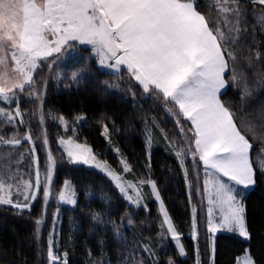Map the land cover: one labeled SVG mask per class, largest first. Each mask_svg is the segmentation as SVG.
Returning a JSON list of instances; mask_svg holds the SVG:
<instances>
[{"label":"snow or ice","instance_id":"6c2138e0","mask_svg":"<svg viewBox=\"0 0 264 264\" xmlns=\"http://www.w3.org/2000/svg\"><path fill=\"white\" fill-rule=\"evenodd\" d=\"M250 2L264 6V0ZM215 6L218 16L213 19L198 10L197 0H0V103L16 105L11 111L0 107V125L25 124L17 93L23 94L26 87L34 84V74L43 62L59 59L78 45L90 46L99 66L113 73L126 69L145 93L162 96L165 104L171 103L178 109V112L168 109L177 116L178 124L180 117L190 121L188 146L176 156L181 158V166L182 157L189 153L193 161L198 157L203 165L207 231L213 238V255L218 231L237 232L241 237L250 238L245 207L237 198L235 186L247 188L256 182L250 152L251 139L257 138L254 128L238 123L233 110L220 99L222 90H226L230 82L243 81L235 67L229 69V61L236 60L230 45H235L239 38L240 0H215ZM260 20L264 23V16ZM256 58L260 59L259 53ZM55 59L48 64L49 68L53 67ZM229 70L232 75L226 80ZM86 71V68L72 71L69 79L74 84L79 83ZM244 93L250 95L246 82ZM29 96L41 98L35 92ZM58 119L63 121L64 118ZM40 120H44L43 113ZM260 136L264 138V132ZM22 142H32L30 131L22 137L18 129L7 139L0 135V145L15 147ZM43 142L48 144L46 137ZM59 143L70 163L101 170L133 205H142L143 188L150 186L151 195L160 202L161 228L176 241L180 255L185 254L180 244L181 233L169 216L155 181H127L106 161H99L90 147L77 143L72 137L61 138ZM31 151L34 182L23 179L24 174L19 170L0 169V205L22 211L30 209L41 190L45 202L52 195L55 158L49 151L46 173L41 177L34 146ZM121 163V171L129 173L127 161ZM259 166L264 172V159L259 161ZM185 177L187 179L186 170ZM197 192L199 194V188ZM58 199L70 205L77 203L69 182L59 191ZM93 219L99 220L100 215L95 214ZM35 223L39 226L42 221ZM191 235L193 239L198 236L195 207ZM144 250L152 254L148 246ZM47 258L48 264H67V253L61 261L54 251L51 235ZM196 264H200L198 255ZM243 264H254V261L247 257Z\"/></svg>","mask_w":264,"mask_h":264},{"label":"trees","instance_id":"16d2710c","mask_svg":"<svg viewBox=\"0 0 264 264\" xmlns=\"http://www.w3.org/2000/svg\"><path fill=\"white\" fill-rule=\"evenodd\" d=\"M197 3L199 11L217 18L215 0H197ZM240 7L239 38L235 45H230L236 60L229 61V69L235 67L243 81L230 82L220 99L233 110L238 123L251 125L257 135L251 139L256 182L249 189L237 186L236 193L245 207L250 238L243 239L237 232H218L214 237V255L209 250L210 235L202 226H197L198 236L192 238V209H198L192 195L189 196L192 190L189 184L198 179L193 167L191 180V174L176 156L175 144L181 140V131L173 112L178 109L171 103L165 104L162 96L145 93L127 72L115 74L101 70L90 54L91 49L80 46L59 59L44 62L34 74V84L26 87L23 94L17 93L21 111L34 109L36 99L29 93H39L52 142L53 130H60L52 118L61 116L69 122L78 141L87 144L96 156L114 168H117L113 150L116 146L136 178L153 180L159 187L164 206L181 233L180 243L185 254L180 255L169 234L161 228L162 220L154 201L142 207L128 204L102 173L71 164L61 154L55 183L60 186L69 180L77 203L74 207L53 205L50 210L59 208L54 223L50 211L40 233L35 223L42 215L39 198L28 210L0 205V264H48L50 235L61 261L67 253V264H140L141 261L143 264H169V261L196 264L198 254L200 264H213V260L214 264H238L246 251L254 264H264V172L259 166L264 146V138L260 136L264 132V23L260 20L264 6L240 0ZM257 53L260 59L256 58ZM53 59L55 63L49 68ZM81 68L88 71L82 73L79 83H72L71 72ZM231 75L229 70L225 79ZM245 82L250 95L244 93ZM14 106L15 103L8 105ZM180 123L186 130L191 127L182 117ZM203 204L200 202L202 212ZM97 213L99 220L93 219ZM145 246L152 254L144 250Z\"/></svg>","mask_w":264,"mask_h":264},{"label":"rangeland","instance_id":"374dc122","mask_svg":"<svg viewBox=\"0 0 264 264\" xmlns=\"http://www.w3.org/2000/svg\"><path fill=\"white\" fill-rule=\"evenodd\" d=\"M80 46H82V45H78L76 48H78ZM82 47L90 48V46H82ZM90 54H91V56H93L96 59V64L101 70H105L107 72L113 73L112 70L107 69L106 67L99 66L98 58L95 57L92 53H90ZM48 62L49 61H46L45 63L47 64ZM43 64H44V62L41 64V66H43ZM122 71H125V70H122ZM121 72L115 73V74H120ZM125 72H127V71H125ZM132 80H133V82H135V83H137L139 85V83L137 81H135L134 78H132ZM40 97H41L40 99H36V103H35L34 109L33 108H31V109L29 108L25 112L22 111L23 113H25L27 115V116H24V120L26 119V122H25V124L23 126L19 125L18 122H17V124L15 126L14 125H0V135H3L5 137V139L9 138L13 134V132L16 131L17 129H18L19 134H20L21 137L26 132H29V131L31 132V135H32V142H22L20 145H17L15 147L8 146V145H0V169H2L5 172H7L9 170H11V171L19 170V172L24 174L23 175V179H32L33 182H34L35 166L33 165V162H32L33 161V153L31 151L33 146L35 147L34 155L39 160V170H40V173H41V177H43L44 174L46 173L47 155H48V152L51 151V154L53 155V157L55 158V161H56L54 172H53L52 195L49 197L48 201L45 202L44 197H43V192L41 190L40 194L36 198V200L39 198L41 200V203H42V215H41L40 220L43 223V220L45 218H47L49 212L52 211L50 209H51V207L53 205H58V206L65 205V206H69V207H74L75 206V205H70V204H67V203H63V202L59 201V199H58V193L64 187L66 181L69 182L70 188L74 189V186L70 183L69 180H64L63 183L60 186H57L56 183H55L56 168H57L58 162L60 160L61 154L63 155L64 159L68 161V158H67L66 154L64 153L63 148L61 147V145L59 143V140L61 138L67 139L68 137H72L77 143H80V144L86 145V146H88V145L78 141L76 139V136H75L74 132L70 128L69 122H67L65 119H63V121H61L60 119H58L59 117L52 118V122L53 123L56 122L57 126L60 128V130H53L52 135L54 137V142H52L51 135L49 134V131H48L49 127L47 128V123H46V119L47 118L45 119L46 115L44 114V111H43L44 108H43V103H42V95H40ZM0 107H4L6 110L11 111L12 109H14L16 107V105L14 107H11V108L8 107V105L7 106L1 105ZM41 113H43V116H44L43 122H41V120H40ZM48 123L50 124L49 121H48ZM178 128H179V131H181V128H182V124L181 123L178 124ZM183 129H184V132L183 133L181 132V140H180V142H178V143L176 142V144H175V148H176L177 152L182 151L183 149H185L188 146V143H189V139L188 138L190 137V133L184 128V126H183ZM182 135H183V137H182ZM45 137L47 138V141H48L47 145H45L44 142H43ZM112 146H113V144H112ZM113 150H114V154H115V156L117 158V168H114L111 164H109L106 161L108 163V165L112 169H114L115 171H117L121 175H123L127 181L146 180V179H143V178H140V179L136 178L131 173V167L129 165L128 166L130 167V172L126 173V174L123 173L121 171V169L123 167L121 161L122 160H126V159L119 152V150L117 149L116 146H113ZM260 154L262 155L261 156L262 159H264V146L261 147ZM187 155H188V158H189L188 160H187ZM97 158H98L99 161H105V160L99 158L98 156H97ZM182 159L184 160L183 168H186L188 170V172L191 174V180H192V177H193V175H192L193 167H194V171H195V177L198 179L197 182L192 180L193 183L191 184V189H192L191 190V195H192L193 201H195L194 203H195V205L197 206V209H198L196 211V213H197L196 217H197V222H198L197 224H199V225H197V226L199 228H200V226H202L204 228V230L206 231L207 235H210L208 233V231H207V207H208V205H207L206 197L204 196V193H203V180H204L203 165H202L201 162H199L198 157L196 158L195 161H193V159L191 158L190 153L186 154L184 157H182ZM71 164H75V163H71ZM75 165H81V166H84V167H87V168H92V169H94L96 171H99L105 177H107V179H109L112 182V184L115 186V183L111 180L110 177H108L101 170L96 169L94 166L83 165V164H75ZM195 182H196V184H195ZM237 186L244 187V186H241V185H236L235 186L236 193L238 191ZM157 188L159 190L158 186H157ZM197 188H199V194L197 192ZM75 194H76V192H75ZM143 194L144 195H143L142 205L139 206V207L146 206V204L149 201H154L155 204H156V207H157V213H158L159 217L162 220V217L159 214L160 202L157 201L151 195L150 186H145L143 188ZM160 197H161V195H160ZM12 198H13V200L17 199V197L15 195ZM201 198H202V200H201ZM36 200L32 201V203L35 202ZM126 202L128 204L134 206V207H138L136 205L131 204L128 201H126ZM200 202L204 203L203 204V206H204L203 212L200 209ZM32 203H31V205H32ZM8 206H10V205H8ZM24 210H28V209H24ZM58 210H59V208H56V209H54L52 211V213H53V223H54L56 214H58ZM42 223L38 226L39 227V233H40V227H41ZM223 231H225V230H221V231H218V232H223ZM242 238L246 239L244 237H242ZM172 241L174 242V244L177 247L176 241H174V240H172ZM212 242H213V238L210 235L209 236V240H208V244H209V250H211V254H213V252H212V246H213ZM177 249H178V247H177ZM203 250L204 249H203V245H202L201 246V251H203ZM178 251H179V249H178ZM198 256H199V254H198ZM247 257H250L248 251H246L245 253H243L239 257L238 264H243V261Z\"/></svg>","mask_w":264,"mask_h":264},{"label":"crops","instance_id":"0c3cea01","mask_svg":"<svg viewBox=\"0 0 264 264\" xmlns=\"http://www.w3.org/2000/svg\"><path fill=\"white\" fill-rule=\"evenodd\" d=\"M223 91H224V90H222V92H223ZM188 122H189V124H190V121H188ZM190 125H191V124H190ZM250 159H251V152H250ZM241 186H242V185H241ZM252 187H253V185L248 186L247 189L252 188ZM223 232H228V231L225 230V231H223ZM217 233H218V232H217Z\"/></svg>","mask_w":264,"mask_h":264},{"label":"water","instance_id":"95a60500","mask_svg":"<svg viewBox=\"0 0 264 264\" xmlns=\"http://www.w3.org/2000/svg\"><path fill=\"white\" fill-rule=\"evenodd\" d=\"M126 70V69H125ZM127 71V70H126Z\"/></svg>","mask_w":264,"mask_h":264}]
</instances>
